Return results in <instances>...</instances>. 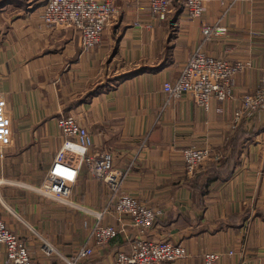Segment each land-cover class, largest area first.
<instances>
[{
	"label": "crops",
	"instance_id": "0c3cea01",
	"mask_svg": "<svg viewBox=\"0 0 264 264\" xmlns=\"http://www.w3.org/2000/svg\"><path fill=\"white\" fill-rule=\"evenodd\" d=\"M46 1L0 0V96L13 130L12 145L0 157V214L32 259L56 258L44 252L45 242L64 255L93 244L98 220L120 225L110 185L85 164L69 196L72 204L36 191L65 138L58 119L73 113L93 137L89 153L108 152L124 173L121 191L155 209L144 236L186 247L187 256L175 264H204L208 251L223 254L219 264H264V114L244 118L234 130L229 126L242 96L264 79V0H208L196 20L182 0H171L164 20L145 2L114 0L117 12L89 51L74 29L43 22ZM204 25L211 26L209 39ZM199 46L244 64L232 97H212L208 110L190 93L170 98L163 90ZM238 128L245 134L231 176L204 190L202 181L192 188L183 149L208 147L221 155L204 161L195 174L218 167ZM135 234L127 225L96 247L93 262L113 264ZM0 264H12L1 243Z\"/></svg>",
	"mask_w": 264,
	"mask_h": 264
},
{
	"label": "built area",
	"instance_id": "2783aa9c",
	"mask_svg": "<svg viewBox=\"0 0 264 264\" xmlns=\"http://www.w3.org/2000/svg\"><path fill=\"white\" fill-rule=\"evenodd\" d=\"M145 2L153 16L166 19L171 12V0H128ZM208 0H182L190 19L203 16ZM238 0H229L230 4ZM117 12L114 0H47L42 13L43 22L50 27H70L80 37L81 47L89 51L101 41L102 32ZM211 26L204 25L202 31L207 39ZM220 30V28H217ZM244 64L241 61L230 62L207 54L199 46L185 62L176 80H166L163 90L170 98L190 93L194 101L205 110L209 109L212 97L224 102L232 97L239 71ZM221 111V108L219 109ZM264 114V79L257 87L245 93L230 120V128L236 129L244 118ZM58 125L64 134V141L58 150L49 170L36 191L50 199L71 203L69 196L78 177L81 165H87L89 172L110 185L115 214L120 225L102 224L99 220L94 225L92 235L94 243L80 247L74 255L62 254L54 245L45 242L44 252L56 256L51 261L40 262L32 259L26 243L5 222L0 214V243L5 246L6 255L12 264H95L93 257L97 246H103L116 238L129 225L137 229V234L130 238L128 250L118 251L113 264H175L187 256L186 247L171 240H151L145 232L156 219L155 209L147 206L138 198L121 191L124 173L112 165L111 155L106 151L89 153L93 146V137L89 129L73 113L62 114ZM12 120L8 112L7 100L0 96V157L12 145ZM68 156L76 157L69 161ZM185 171L192 177L200 165L212 156L214 161L220 154L212 155L208 147H187L182 151ZM98 219L102 213H96ZM229 253H232L230 251ZM221 252L208 251L203 254L204 264H219Z\"/></svg>",
	"mask_w": 264,
	"mask_h": 264
},
{
	"label": "trees",
	"instance_id": "16d2710c",
	"mask_svg": "<svg viewBox=\"0 0 264 264\" xmlns=\"http://www.w3.org/2000/svg\"><path fill=\"white\" fill-rule=\"evenodd\" d=\"M242 130V128H238L236 130V133L232 139V144L230 145V153H228L225 163L219 165L218 167H208L205 171L193 175L190 180V185L192 186V188L194 187V185L202 181L204 185H201L200 189L204 190L203 188H205L208 183L218 180L225 181L231 176L233 167L236 163V157L238 156L240 143L239 141H241L242 137H244L245 134Z\"/></svg>",
	"mask_w": 264,
	"mask_h": 264
},
{
	"label": "rangeland",
	"instance_id": "374dc122",
	"mask_svg": "<svg viewBox=\"0 0 264 264\" xmlns=\"http://www.w3.org/2000/svg\"><path fill=\"white\" fill-rule=\"evenodd\" d=\"M29 184V183H28ZM31 185V184H30ZM32 188V186H30V189ZM78 213V212H77ZM78 221H80L79 219H77ZM80 222L78 223V226H79ZM44 238H46L47 240H50L53 241L54 237H51V236H48V235H45Z\"/></svg>",
	"mask_w": 264,
	"mask_h": 264
}]
</instances>
